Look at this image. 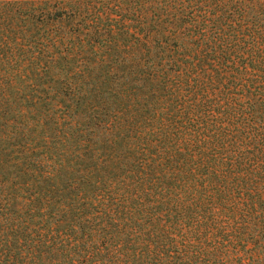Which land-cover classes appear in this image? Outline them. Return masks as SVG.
Listing matches in <instances>:
<instances>
[{
    "label": "trees",
    "instance_id": "16d2710c",
    "mask_svg": "<svg viewBox=\"0 0 264 264\" xmlns=\"http://www.w3.org/2000/svg\"><path fill=\"white\" fill-rule=\"evenodd\" d=\"M262 236L264 0H0V264H241Z\"/></svg>",
    "mask_w": 264,
    "mask_h": 264
},
{
    "label": "rangeland",
    "instance_id": "374dc122",
    "mask_svg": "<svg viewBox=\"0 0 264 264\" xmlns=\"http://www.w3.org/2000/svg\"><path fill=\"white\" fill-rule=\"evenodd\" d=\"M250 249V252L242 256L241 264H264V236L257 238V255L253 253L252 248Z\"/></svg>",
    "mask_w": 264,
    "mask_h": 264
}]
</instances>
